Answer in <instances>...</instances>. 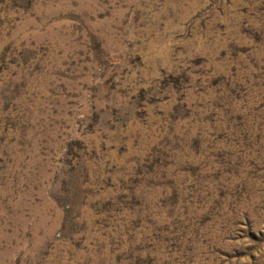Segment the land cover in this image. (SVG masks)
Masks as SVG:
<instances>
[{"label": "rangeland", "instance_id": "obj_1", "mask_svg": "<svg viewBox=\"0 0 264 264\" xmlns=\"http://www.w3.org/2000/svg\"><path fill=\"white\" fill-rule=\"evenodd\" d=\"M0 264H264V0H0Z\"/></svg>", "mask_w": 264, "mask_h": 264}]
</instances>
